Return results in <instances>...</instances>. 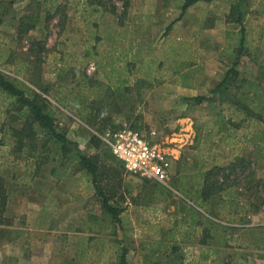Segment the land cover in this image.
<instances>
[{
    "label": "rangeland",
    "instance_id": "rangeland-1",
    "mask_svg": "<svg viewBox=\"0 0 264 264\" xmlns=\"http://www.w3.org/2000/svg\"><path fill=\"white\" fill-rule=\"evenodd\" d=\"M100 2L96 8L86 0H57L45 21L47 0H0V69L43 97L48 86L51 97L62 99L65 108L48 97L62 111L55 121L85 154L99 156L97 182L117 208L119 221L103 209L85 173L42 159L46 149L40 141L37 159L28 155L27 144L20 146L16 139L4 144L6 128H19L22 121L0 92V185L8 196L6 221L0 225V264H119L122 250L127 264H264V247L252 246L257 236L252 228L264 234V123L240 126L232 152L217 141L224 126L213 109L204 110L210 119L203 124L165 117L159 125L151 102L142 103L146 95L136 90L138 68L149 75L156 68H177L172 60L189 49L202 59L203 27L213 25L214 17L222 20L225 1L213 18L207 6H196L185 18L184 0H129L126 9L120 0ZM248 2L250 52L240 58V76L260 73L257 61L264 63V0ZM180 19L186 24L180 23L176 35L188 40H175L161 50L160 26ZM220 47L213 53L225 65ZM169 52H174L171 61L159 63ZM125 71L130 72L127 93L118 87ZM94 109L100 112L95 126L80 119L92 120ZM123 125L136 128L175 159L167 179L125 172L98 136ZM234 155L240 161L232 171L210 167L223 166ZM207 184L203 206L197 196ZM182 206L228 228H211L207 244H199L201 228L190 226Z\"/></svg>",
    "mask_w": 264,
    "mask_h": 264
},
{
    "label": "crops",
    "instance_id": "crops-1",
    "mask_svg": "<svg viewBox=\"0 0 264 264\" xmlns=\"http://www.w3.org/2000/svg\"><path fill=\"white\" fill-rule=\"evenodd\" d=\"M220 1H225L224 12L222 14V20H219L218 18L217 21L215 20L216 18L214 17V12H217L219 16V12L217 11V9L219 8V6H221L220 9L222 8V4H219ZM231 3L232 0H197L193 4L189 5L184 10L185 18L189 17V11H192L196 6H207L208 9L212 10L213 13L211 15V18H214L212 21L210 20L211 22H213V25H211L212 23L207 26L204 25V31L202 32V38L200 39V43L206 44V46L203 48L204 52H202L204 55L203 58L201 59V57H198V54L193 53V51H191L190 49L187 50V47H185L188 51V55H184L182 57L177 55L172 60V62L175 61L177 63V68H169L168 70H165L163 67L156 68L153 71L152 75L146 74L143 71L141 72V70L138 68L136 71V90L141 97L143 95H146L142 103L145 104V101L151 102V106L153 108L151 114L155 118L156 123L159 125L164 124L165 117L168 119L170 118L179 124H194V122L203 124L206 123L209 118V114L204 110L213 109V111L217 113L218 124L220 126H224L222 129L223 132H220L218 134L217 141L225 142L226 147L234 152V146L240 139V136L238 134L240 126H242L243 124H263L264 114L262 115L261 120H258L255 117H247L245 114H243L242 111L239 110L238 105H236L239 92H237L236 88L233 85L227 88L221 87L217 89L216 92H214L217 85L224 78L227 68L234 60V52L239 39V25L234 22H230L227 19V15L229 14L231 8ZM241 6L247 12L244 24L245 30L247 32L246 35L248 39V46L250 49L248 28L250 29L251 26L247 22V16L249 11H251V7L248 0L245 1V3H242ZM184 19H180L175 25H170V23L164 22L162 24V27L160 26V32L157 38L160 41L161 50L166 49L167 46L175 40H188V37L176 35V29L177 27H180V23H182ZM215 21H217V23ZM139 23H137V26L140 25ZM182 24L186 23L184 22ZM247 25L249 26L248 28ZM168 26L169 28H167ZM188 29L191 30V27ZM187 31L189 32V30L185 28L186 33ZM136 38H139V36H137ZM177 43H181V45L186 44L185 42ZM214 47H220V49L223 50V52L220 53V56H225V65L223 64V62H221L220 57L214 55ZM173 53L174 52H169V56L164 54L165 58H163V60L159 59L158 62L169 63L171 61L170 55H173ZM142 62H144V59H142ZM203 62L205 64H203ZM212 65H215L216 68H213ZM257 65L258 67H261L260 73L257 72V74H254L252 76H240L239 72L238 77H246L253 80L256 78H260L259 81L261 85L264 86V63H261V61H257ZM119 76L124 79L121 80V82L118 84L119 89H121L122 92L125 93L130 92L128 84L125 83L130 76V72L125 71ZM141 83H148L150 84V86L144 88L141 87ZM197 97H202L204 99L198 100L196 99ZM152 132L156 134L154 130ZM168 158L170 160L171 169V164L174 165L176 161L172 157L168 156ZM239 159V155H234L233 159L230 162L223 166L221 165L220 167H231V163L234 164L235 161ZM212 162L213 161L207 162L204 165L206 166ZM213 166L217 165H212L210 167ZM234 168L232 166V169ZM230 170L231 169H229V171Z\"/></svg>",
    "mask_w": 264,
    "mask_h": 264
},
{
    "label": "trees",
    "instance_id": "trees-1",
    "mask_svg": "<svg viewBox=\"0 0 264 264\" xmlns=\"http://www.w3.org/2000/svg\"><path fill=\"white\" fill-rule=\"evenodd\" d=\"M19 1V0H12ZM123 9H126L129 5V0H120ZM182 10L184 11L189 5L193 4L197 0H184ZM247 0H232L230 12L227 15V19L230 22H234L239 25V39L237 42V47L234 52V60L231 65L227 68L226 74L222 81L217 85L214 92L221 87L234 86L238 93V101L236 105L243 114L247 117H255L258 120L262 119L264 114V86L260 83V78L249 79L246 77H238L239 71L237 69L240 58L242 56L249 55L248 39L245 30V19L247 12L242 8V3ZM49 3V8H46L48 16L45 18L49 20L50 10L57 5V0H47ZM87 5H95L96 8L102 5L100 0H86ZM38 23L35 22L31 27ZM170 26V25H169ZM169 26L167 28H169ZM239 78V79H238ZM0 92L10 99V111L17 119L22 121L19 128L7 127L6 132L7 137L2 135L4 139V144H8L9 139H16L20 146L27 144V153L33 159H37L41 154L35 150L36 144L40 141L42 149H46L42 156V159L52 160L54 163H59L61 166L74 165L89 177L90 183L93 185L98 196L101 197L102 207L109 214V216L114 219V221H119L118 210L116 207L109 204L106 192L98 184V158L97 154L87 155L82 150L78 148V144L67 138L66 133L62 128L58 127L55 121L56 112L62 113L58 106L53 105L48 97L52 98L56 104L65 108L66 105L62 102L61 98H57L52 94L51 89L45 86L42 92L44 97L36 92L34 89L29 88L23 82L16 78L6 75L3 70L0 69ZM196 99H204L202 97H197ZM94 118L92 120H85V117H80V119L88 124L94 125L97 123V118L100 116L99 110L94 109L92 111ZM96 113V114H95ZM93 116V115H92ZM97 117V118H96ZM136 129V128H134ZM6 137V138H5ZM24 142V143H23ZM111 153V152H110ZM118 160V159H117ZM119 161V160H118ZM239 160H236L234 164L231 165L236 167L239 164ZM120 162V161H119ZM122 165V164H121ZM232 166H228L227 169H232ZM217 167V166H214ZM123 168V167H122ZM213 169V168H212ZM217 170L225 171L224 167L218 166ZM230 170V171H231ZM212 170L206 172V175L211 173ZM205 181V179H204ZM208 178L206 179V183ZM209 186L207 184L201 194L197 196V199L204 206L205 197L208 193L205 191ZM205 190V191H204ZM183 207V206H182ZM8 208V196L4 192L2 186L0 185V225L5 224L4 218L7 216ZM188 214V222L191 227H200L201 234L199 236V244H207V239L211 237L209 231L211 228L220 226L221 228H228L224 224L214 221L212 218L206 216L204 213L183 207ZM9 210V209H8ZM9 223V222H6ZM261 228V227H260ZM259 227L252 228V231L256 232L255 237H253L252 246L256 249L264 247V234L257 232ZM254 233V232H253ZM224 240L227 238L224 236ZM119 264H127L126 260V250H122L119 254Z\"/></svg>",
    "mask_w": 264,
    "mask_h": 264
},
{
    "label": "built area",
    "instance_id": "built-area-1",
    "mask_svg": "<svg viewBox=\"0 0 264 264\" xmlns=\"http://www.w3.org/2000/svg\"><path fill=\"white\" fill-rule=\"evenodd\" d=\"M98 136L126 173L161 182L167 179L170 168L168 156L139 131L123 125Z\"/></svg>",
    "mask_w": 264,
    "mask_h": 264
}]
</instances>
